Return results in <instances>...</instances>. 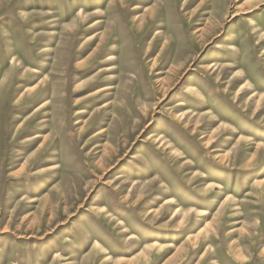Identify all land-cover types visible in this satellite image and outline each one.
Wrapping results in <instances>:
<instances>
[{"label": "rangeland", "instance_id": "rangeland-1", "mask_svg": "<svg viewBox=\"0 0 264 264\" xmlns=\"http://www.w3.org/2000/svg\"><path fill=\"white\" fill-rule=\"evenodd\" d=\"M0 264H264V0H0Z\"/></svg>", "mask_w": 264, "mask_h": 264}, {"label": "bare ground", "instance_id": "bare-ground-1", "mask_svg": "<svg viewBox=\"0 0 264 264\" xmlns=\"http://www.w3.org/2000/svg\"><path fill=\"white\" fill-rule=\"evenodd\" d=\"M114 1H115V0H112V2H114ZM119 1H122V0H119ZM47 103H49V102H47ZM47 103H46V104H47ZM46 104H45V105H46ZM203 214H204V213H203ZM206 214H207V213H206Z\"/></svg>", "mask_w": 264, "mask_h": 264}]
</instances>
